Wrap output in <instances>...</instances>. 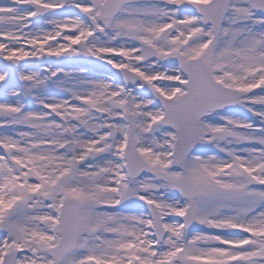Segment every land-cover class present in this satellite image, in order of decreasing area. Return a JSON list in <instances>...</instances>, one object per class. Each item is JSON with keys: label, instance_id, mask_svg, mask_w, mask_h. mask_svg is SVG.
Masks as SVG:
<instances>
[{"label": "snow or ice", "instance_id": "1", "mask_svg": "<svg viewBox=\"0 0 264 264\" xmlns=\"http://www.w3.org/2000/svg\"><path fill=\"white\" fill-rule=\"evenodd\" d=\"M0 264H264V0H0Z\"/></svg>", "mask_w": 264, "mask_h": 264}]
</instances>
